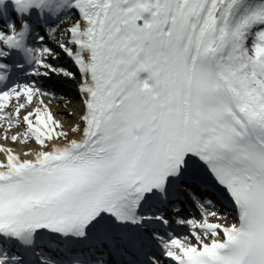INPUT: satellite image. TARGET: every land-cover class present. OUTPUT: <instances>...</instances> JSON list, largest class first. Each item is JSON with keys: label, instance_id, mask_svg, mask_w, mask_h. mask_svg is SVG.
<instances>
[{"label": "snow or ice", "instance_id": "obj_1", "mask_svg": "<svg viewBox=\"0 0 264 264\" xmlns=\"http://www.w3.org/2000/svg\"><path fill=\"white\" fill-rule=\"evenodd\" d=\"M0 127V264H264V0H0Z\"/></svg>", "mask_w": 264, "mask_h": 264}, {"label": "bare ground", "instance_id": "obj_2", "mask_svg": "<svg viewBox=\"0 0 264 264\" xmlns=\"http://www.w3.org/2000/svg\"><path fill=\"white\" fill-rule=\"evenodd\" d=\"M74 93H75V97H76V91H74ZM44 100H45V103L49 105L50 109L56 115V117L61 119L62 121H64L66 125L68 123H71L73 120L76 119V117L74 119L73 118L69 119L63 115V113L66 112L65 109L69 111L70 108H74L75 112L78 113L79 105H78L76 98H72V99L69 98V100L65 101V102H67L65 109H64V106H61L60 104H58V101H60V98H59V100H57V102L56 101L52 102L53 101L52 98H48V99L44 98ZM0 144H5L6 146H12L10 141H4L3 140V128L2 127H0ZM22 148H23V146L20 144H17L14 146L15 151H21ZM2 158L3 157L0 156V159H2Z\"/></svg>", "mask_w": 264, "mask_h": 264}, {"label": "rangeland", "instance_id": "obj_3", "mask_svg": "<svg viewBox=\"0 0 264 264\" xmlns=\"http://www.w3.org/2000/svg\"><path fill=\"white\" fill-rule=\"evenodd\" d=\"M59 103H60L61 106H64V109H65V104L63 105V103H62V104H61V102H59ZM62 108H63V107H62ZM65 111H66V112H75L74 108H70L69 111L65 109ZM67 118H69V117H67ZM71 118L74 119L75 117L73 116V117H71ZM69 119H70V118H69Z\"/></svg>", "mask_w": 264, "mask_h": 264}]
</instances>
